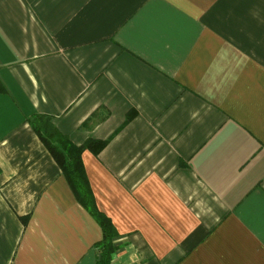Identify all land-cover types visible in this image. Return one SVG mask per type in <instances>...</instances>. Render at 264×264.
I'll list each match as a JSON object with an SVG mask.
<instances>
[{"label": "crops", "instance_id": "0c3cea01", "mask_svg": "<svg viewBox=\"0 0 264 264\" xmlns=\"http://www.w3.org/2000/svg\"><path fill=\"white\" fill-rule=\"evenodd\" d=\"M35 114L111 264H264V0H0V264H97Z\"/></svg>", "mask_w": 264, "mask_h": 264}, {"label": "trees", "instance_id": "16d2710c", "mask_svg": "<svg viewBox=\"0 0 264 264\" xmlns=\"http://www.w3.org/2000/svg\"><path fill=\"white\" fill-rule=\"evenodd\" d=\"M29 123L40 137L44 147L57 162L75 198L92 214L101 227L102 239L94 245L95 250L99 252V259L96 263L111 264L116 253L113 239L117 232L109 218L96 208L80 159L81 153L85 149H90L94 154H97L104 146L105 141L90 139L82 145H73L67 137L55 132L52 123L43 116L35 114L29 119Z\"/></svg>", "mask_w": 264, "mask_h": 264}]
</instances>
